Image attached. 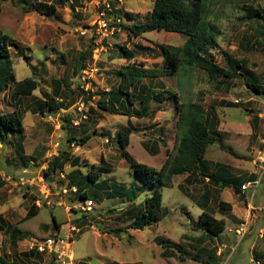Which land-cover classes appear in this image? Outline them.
Wrapping results in <instances>:
<instances>
[{
  "label": "rangeland",
  "instance_id": "1",
  "mask_svg": "<svg viewBox=\"0 0 264 264\" xmlns=\"http://www.w3.org/2000/svg\"><path fill=\"white\" fill-rule=\"evenodd\" d=\"M23 1L0 0V30L10 37V59L16 79L32 78L39 84L33 96L23 99L21 104L22 111L28 110L24 114L23 151L28 156H35L37 151L41 156L28 169L35 176L43 175L42 170L53 156L58 155L59 150L78 157L80 166H66L65 179L60 174L55 176L53 197H48L52 201L51 206L44 204L46 196L41 197L34 190L28 191V187L0 186V217L11 227L3 226L4 230L0 231V258L8 263L20 264L18 256L31 252L35 241L41 242L55 236V219L61 225L57 233L59 237L71 236L73 264H203L200 258L207 256L203 252L211 249L221 250L219 264H259L257 253H264V232L262 238L259 235L260 230L264 229V214L259 215L258 208L264 207V184L257 188L252 199V190L240 196L231 188H226L221 194V200L233 203L236 212L247 211L251 204L256 208L250 218L238 222V230L250 225L245 237L236 234V225L228 218L231 211L218 209L219 195L209 200L213 202L208 211L211 215L215 214V218L226 220L225 231L211 240L205 236L207 233L193 230L192 222H198L202 215L201 209L193 203L199 191H192L193 187L187 184L181 185L179 176L175 178L178 189L162 188L163 206L169 210L168 216L158 225L147 226L143 231L127 229L136 207L144 204L156 187H153L151 178L138 176L120 156L116 139L120 131L133 128L127 150L138 163L160 172L167 161L172 162L180 145L185 128V123L179 122L180 104L196 103L202 110L213 108L219 118L226 115L229 121H244L246 115L260 119L258 115H264V94L251 92L245 86L243 77L237 73H250L249 79L254 78L264 91V21L251 22L246 19L243 10L252 8L264 11V0H222L220 5L211 9L210 21L219 28L218 46L212 50V55L219 65L236 72L235 76L212 82L203 71L184 67L177 76L144 80L143 87H133L132 92L137 95L143 93L144 96L164 92L167 99L160 106L152 102L143 119L111 115L98 109L97 103L104 92L114 90L119 84L118 73L123 64L121 62H124L120 60L122 57L125 59L121 47L129 51L138 43L143 45V63L158 68L163 64L162 45L183 46L185 38L177 34L149 32L135 39L128 30L125 31L127 28L124 27L133 23L146 22V15L153 10L154 0L114 1L115 10L123 11L122 14L132 12L137 20L131 21L125 17L114 24L113 16L108 15L105 19L108 18L110 22L106 29H100L96 22L100 20L97 0H38L57 6L56 14L51 17L31 10L30 4L37 0ZM92 45L95 47L93 57L84 62L86 68L80 71V54L89 51ZM144 58H150V61L145 63ZM136 61L142 62L141 59ZM84 71H88L89 75L84 77ZM221 82L223 84H219ZM57 88L60 89L58 102L63 100L65 108L53 113L44 103L40 90L52 93ZM82 89L87 93V99H92L86 106L89 121L74 128L66 124L64 117L68 114L77 117L75 106L78 95H83ZM13 91L14 87L11 86L0 95L1 114L11 113L17 106ZM89 92L92 96L88 95ZM226 97L236 99L235 104L246 114L241 109L226 107L223 104L227 101ZM36 99L41 102L35 104ZM135 107L133 111H136ZM33 109L38 113L34 114ZM159 109L162 111L156 115ZM261 122L257 121L258 127L264 130V118ZM84 128L90 138L82 144ZM70 135L75 139L72 144L68 141ZM110 137L113 142L109 141ZM19 138L17 133H9L5 144L0 143V171L15 177L23 171L16 151ZM233 148L238 157L231 152ZM205 158L222 161L233 169L234 166L253 171L258 169L260 174L264 168V146L260 148V153L254 154L245 147L218 137L207 150ZM103 159L111 165L112 170L105 171L99 181L110 179L122 187L136 184L141 191L135 205L127 199L107 197V192L96 188L91 193L90 200L94 207L90 212L79 208L82 201H77L75 196L59 197V188L69 184V176L73 172L80 171L82 176H86L91 167H99ZM183 177L181 175L180 178ZM196 189L203 192L205 188ZM58 202L64 206H59ZM35 204L39 207L37 214L26 220L27 212ZM65 207L72 211L69 213ZM72 226H76L80 232H71ZM14 231L25 235V239L15 243L10 237ZM160 239L176 243L179 249H164L159 243ZM196 257L200 258L194 260ZM24 264L61 263L46 255H35Z\"/></svg>",
  "mask_w": 264,
  "mask_h": 264
},
{
  "label": "trees",
  "instance_id": "2",
  "mask_svg": "<svg viewBox=\"0 0 264 264\" xmlns=\"http://www.w3.org/2000/svg\"><path fill=\"white\" fill-rule=\"evenodd\" d=\"M18 1L21 2L23 0ZM60 1L63 2V0ZM115 1L117 2V0ZM221 1L222 0H154L153 10L146 15V22H141L139 24L133 23L132 26L124 27V29L127 28L125 31L128 30L129 35L134 37H139L149 32L178 34L185 38L183 46L175 47L172 45H162L161 53L163 64L160 69L146 68L144 63L136 60L131 62L136 55L143 53V45L137 44L134 49L129 51H125V49L121 47V50H124L125 58L128 59L129 64L119 70V84L117 88L104 92L97 103V108L114 116H126L129 119H143L147 115L149 106L152 102L161 105L167 99L164 92L152 93L149 96H144L143 93L137 95L134 91L132 92L133 87H143L142 82H144V80L177 76V74L184 70V67L188 68V70L199 69L203 71L212 82L230 79L235 76L236 72L234 73L231 69L219 65L212 55V50L218 46L217 38L219 36V28L216 23L210 21V15L212 12L211 9L220 5ZM23 3L25 2L23 1ZM113 7L115 9L114 3ZM30 8L32 11L48 17L54 16L57 11V6L53 3L47 4L38 0L30 4ZM243 10L246 19L251 22L255 20L264 21V11L252 8ZM122 13L123 11L118 9L114 10L115 17L120 20H124L125 17L131 21L137 20L136 15L132 12ZM119 26L123 27L124 25ZM10 47V37L0 30V95L6 93L11 86H13V97L17 104L13 112L8 114L0 113V141L2 144H5L9 137V133H17L20 136L19 141L16 143L18 160L23 169H28L32 166L31 164L41 159V156L37 151L35 156H28L23 151L22 142L25 130L24 114L28 112V110L22 111L21 104L23 99L33 96V93L39 89V84L32 78H27L22 81L16 79L13 71V63L10 59ZM94 51L95 47L92 45L89 51L80 54V60L82 61V65L78 67L80 71L86 68L84 62L93 57ZM143 55L145 54L143 53ZM237 74L243 77L245 86L251 92L257 95L264 94L262 87L254 78L253 80L251 78V80L249 79L250 76L248 74L250 73ZM59 91V88L55 89L52 93H47L43 89L40 90L42 97L45 99H43L44 103H46L49 110L53 113H58V111L65 108L63 100H61L60 103L58 102L60 100ZM38 102H41L40 99L34 101L35 104ZM137 104L139 105L137 106ZM227 104L230 107H238L236 104ZM180 105L179 122L182 121L183 124L185 123V128L180 138V145L172 162L167 161L160 172L151 169L147 165L138 163L127 150L130 146L133 128L128 127L120 131L117 135L116 142L119 146L120 156L130 164L138 176L151 178L153 187H156L155 192L146 198L145 203L136 207L133 217L129 219L130 223L127 229L143 231L147 226L158 225L162 222L169 214V210L163 206L162 188L173 187L172 177L174 175H184L188 173L189 177L197 176L200 174L198 170L207 164L204 158L208 148L216 142L215 137L211 135V133L217 129L218 117L213 108L206 111L202 110L201 106L196 103ZM135 106L138 107V110L133 111ZM32 111L34 114L38 113L35 109ZM64 118L67 125L70 124L72 127L77 128L72 125L73 115L68 114ZM87 121H89V119ZM82 124H84V122ZM84 131L85 137L80 141L82 144L87 143L90 138L85 128ZM72 138L73 137L70 135L68 139L71 144L72 141L75 140ZM109 141L113 142V139L110 137ZM68 165L71 167H78L80 166V159L70 155L65 150H59L58 155L53 156L48 161L47 167L42 170V174L50 183H54L55 176L60 173L64 174L65 168ZM111 170V165L103 159L101 165L99 167L92 166L91 171L86 176H82L80 171L73 172L69 176V185L78 189L75 195L76 200L84 202L90 199L92 191L96 188L98 191L107 192V197H120L121 199H127L129 203L135 205L139 196L138 192L141 191L136 184L132 183L130 186L122 187L118 186L116 182H111L110 179L99 181L105 171ZM200 175L206 176L203 173ZM211 179H214V177L212 176ZM216 183L222 189L231 188L236 195L240 196L242 193V186L245 184L239 178L222 179L221 181L216 180ZM4 185H6V183L0 180V186L2 187ZM32 190L36 191L33 188H28V191ZM28 194L29 193L26 192V196H28ZM44 204H46V202H44ZM219 208L221 210H231L232 207L230 204L220 203ZM38 209L39 207L35 204L31 210L27 212L25 219L27 220L35 216ZM0 223V231L4 230L3 226L11 228L7 225L3 217H0ZM193 224V230L203 231L207 233L209 237L212 236L211 238L219 237L225 231L224 221L215 218L207 211H203L199 221ZM54 228L57 230V233L61 229V225L58 224L55 219ZM57 233L55 237H58ZM10 237L16 243L19 240L25 239L26 236L14 231L11 233ZM159 243L166 250L179 249V245L164 239H160ZM35 255L41 254H38L34 250L21 253L18 256V258H20V264H24L31 256ZM199 258L200 257H196L194 260H198ZM0 264L18 263H8L6 260L0 258ZM203 264L218 263H215L214 257H212L210 261H203Z\"/></svg>",
  "mask_w": 264,
  "mask_h": 264
},
{
  "label": "crops",
  "instance_id": "3",
  "mask_svg": "<svg viewBox=\"0 0 264 264\" xmlns=\"http://www.w3.org/2000/svg\"><path fill=\"white\" fill-rule=\"evenodd\" d=\"M121 10H122V8H121ZM169 34H172V33H169ZM178 36H181V35H178ZM134 38L135 39L141 38V36L134 37ZM166 45H171V44L167 43ZM179 46H175V47H179ZM137 59H141V61L143 63V53L136 55L135 58L133 59V61H131V62H134ZM122 60L124 62H121V63H123L121 69L129 64L128 59H126V58L123 59V57H122L120 61H122ZM144 60L146 63V61H150V58H144ZM162 61H163V59H162ZM161 67H162V64L158 68H151V67L146 65V68H151V69H160ZM142 84H143V82H142ZM219 84H223V82H221ZM225 91H227V87H225ZM226 100H227L226 103H223L226 107L238 108V109H241L242 113H245V111L241 107H239V106L238 107H230L227 104V103L235 104L236 99L232 100V99L226 97ZM136 108H137L136 110H138V107H136ZM161 111L162 110L159 109L156 112V115ZM259 112H261V111H259ZM217 117H218L217 129H216V131H213L211 133V135H213L216 140L219 137L221 140H227L231 144H234V145L237 144L240 147H245V148H247V150H250L251 153H254V154H256L257 152L260 153V148L262 146H264V130L262 128L258 127L257 121H259V123H262L261 120L264 118L263 113H260L258 115V117L260 119H256V118L253 119V118L246 115V118L244 121H241V120H235V121L230 120L229 121L226 119V115H224V117H222V118H219V116H217ZM231 152H234V155L236 157H238V154L235 152L234 148L231 149ZM240 157H241V155H240ZM204 161H206L207 164L202 166L200 168V170H198V172H200V174L203 173L206 176H201L200 174H198L197 176L195 175V176L189 177V174L187 173V174L182 175V176H185V177H183V179L180 178L181 175H174L172 178V183H173L172 188L176 187L178 189L176 179L179 176V181L181 180L180 181L181 185L187 184L190 187H193L192 191H195V190L199 191V194L196 195L197 200L194 201L193 203H195V205L201 209L202 213H203V211L209 212L208 211L209 205L213 202L212 200H214V197H216L218 195H219V202H218V209L219 210H221L219 208L220 203H227V202L221 200V194L223 193V191L226 188L222 189L216 183V180L221 181L222 179H238L239 178L244 183H247V182L255 181L256 179L259 178V175L261 174V173L260 174L258 173V171H259L258 169H257V171L248 170V169L245 170V169H240V168L237 169L235 166L233 169L229 164L223 163L222 161H218V160H214V159L207 160L206 158H204ZM254 161L252 163L253 165H255ZM237 172L239 173V175L236 176L235 174ZM212 176L214 177V179H211ZM263 184H264V178L262 179L260 186H262ZM197 187H203L205 189L203 192H200L199 189H196ZM242 195L244 196L245 194L242 193ZM210 199H212L211 200L212 202L209 201ZM227 204H230L232 207L231 210H229V211H231V215L228 218H229V220H231V222L233 224L236 225V228L234 229L235 232L238 229V227H240L238 225V222L244 218H250L252 216V212H254L256 209L251 204V205H249V208H247V211L243 210L242 212L241 211L236 212L235 211L236 206H234L233 203H227ZM221 211H223V210H221ZM258 211H259V215L264 214V207L259 206ZM212 215L214 216L215 214H212ZM220 220L224 221L225 227H226V220L224 218H221ZM252 222H253V220H252ZM192 223H197V222L193 221ZM263 232H264V229H261L259 232V235L261 234L260 235L261 238L263 236L262 235ZM205 236L208 239L211 238L207 235H205ZM211 240H215V239L211 238ZM258 241H259V239H258ZM258 241H257V243H258ZM223 243H226V242H223ZM257 243L255 244V246H253L254 250L257 247ZM223 245H225V244H223ZM257 252H259V251H257ZM203 253H205V255H207V256L204 258H202V257L200 258V261L202 263H203V261H210L212 259V257H214V262L215 263L217 262L219 264V260H220V256H221V250L220 249H218V250L215 249V251H213V249H211V250H209V252L204 251ZM256 257L259 260V264H261V262H262V264H264V253H262V254L257 253Z\"/></svg>",
  "mask_w": 264,
  "mask_h": 264
},
{
  "label": "built area",
  "instance_id": "4",
  "mask_svg": "<svg viewBox=\"0 0 264 264\" xmlns=\"http://www.w3.org/2000/svg\"><path fill=\"white\" fill-rule=\"evenodd\" d=\"M115 0H97V7L99 10V19L96 21L98 23V26H100V29H106L109 26V19H105L108 15L113 16L112 23H120V19H116L114 15V7L113 3ZM119 2L122 0H118ZM84 34V33H82ZM113 33H111L112 35ZM89 72L84 71V77L88 76ZM86 82V78H84ZM83 90V95H79V100L76 104V114L77 117H73L72 125L75 127L80 126L83 122L87 121L89 119V111L86 108L87 103L91 101L92 99L88 100L86 97V92ZM91 96V92L89 94ZM236 103H240L239 101H236ZM63 110V109H61ZM75 118V119H74ZM1 143V141H0ZM2 144V143H1ZM262 163L264 164V160H262ZM264 174V168L261 172V176L256 179L255 181L247 182L242 186V193L245 194L249 190H252L251 193V199L254 197V194L257 190V188L260 186L262 182V177ZM61 177L63 179L66 178L63 173H60ZM0 180L5 182L6 185H11L13 187L19 188V187H28L35 189L41 197L46 196V199L44 198V201L46 202V205L49 206L52 205V201L48 199V197H53L52 192V184L48 181V179L44 175H38L35 176L32 172H30L29 169H23L22 173L19 176H12L8 175L7 173L0 171ZM59 192V197L64 198L65 196H75L78 192V189L76 187H71L69 184H64L61 186ZM53 199V198H52ZM252 201V200H251ZM58 205L63 207L64 205L61 202H58ZM85 205V207H83ZM38 206H40V202H38ZM94 207V203L92 200L88 199L84 202H82L81 205H79V208H81L84 211H92ZM65 209L70 213L72 211L71 208L65 207ZM249 226L241 227L239 230H236V233L240 235L241 237H245L247 233L249 232ZM71 232H80V229H78L76 226L71 227ZM72 235V234H69ZM71 236H66V238H60L58 237H50L48 239H45L44 241H35L31 247V250L36 251L38 254L46 255L51 257L52 259L57 260L61 264H73L74 257L71 253Z\"/></svg>",
  "mask_w": 264,
  "mask_h": 264
}]
</instances>
